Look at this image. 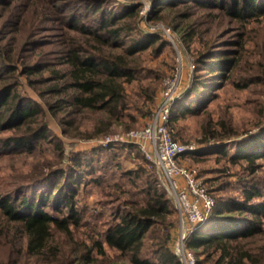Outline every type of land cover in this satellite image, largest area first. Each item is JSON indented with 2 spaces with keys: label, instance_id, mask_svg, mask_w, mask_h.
I'll return each mask as SVG.
<instances>
[{
  "label": "trees",
  "instance_id": "trees-1",
  "mask_svg": "<svg viewBox=\"0 0 264 264\" xmlns=\"http://www.w3.org/2000/svg\"><path fill=\"white\" fill-rule=\"evenodd\" d=\"M63 1L69 3L66 7L77 3L85 9L82 14L65 18L67 30L77 38L60 42L56 64L39 60L22 68V75L38 77L28 81L32 84L41 83L44 71L51 74L54 85L50 92L56 98L47 103L45 109L31 99L32 102H28L18 82L11 80L17 71L15 62L0 50V135L5 133L0 138V148L31 151L41 143H48L61 159L63 148L57 136L50 132L48 113L56 119L64 135H86L87 138L110 133L116 125L130 129L131 122L135 121L132 109L149 117V107L154 103L159 86L158 78L156 83L147 84L136 102L124 87L141 71L135 56L148 49L158 53L166 44L158 33L142 32L139 23L143 19L162 22L179 32L187 46L200 45L194 56V81L181 97L185 105L180 106L179 111L199 110L200 106L191 108L192 104H199L197 100L188 101L196 95L206 99L212 81L230 80L235 87L243 89L253 84L264 86V32L256 38L257 60L247 63L242 60L241 52L244 51V33H235L226 44L210 38L216 29H205L203 35L209 33L210 36L202 37V26L194 21L195 13L191 11L193 8L214 11L207 15L243 24L264 17V0H150L152 9L146 19L139 15L137 5L121 12L104 13L105 0ZM7 79L11 81L2 84ZM174 106L168 128L172 140L177 142L172 131ZM88 116L92 129L82 132V122L76 117ZM218 124L228 137L238 135L228 120ZM257 125L255 134L213 148L216 150L212 153L227 157L233 165H241L243 174L237 176L238 193L218 196L206 223L190 236L187 248L195 253L197 264H264V124ZM202 131L206 135L199 143L204 144L209 136L208 122L202 126ZM230 144L235 148L231 155L226 150ZM122 147L133 150L143 160L131 144ZM96 153L98 151L93 155ZM191 154L205 155L201 150ZM82 155L75 156L64 168L51 170L49 178L53 182L47 187L37 188L35 179L24 180L25 184L20 180L12 190L0 194V212L11 225L3 233L8 244L16 246L21 240L20 256L35 264H90L95 259L94 253L102 255L104 247L115 252L116 259L128 264H183L170 246L171 229L177 225L174 205L153 172L142 166L129 172L134 180L142 179L138 198L118 204V212H112L102 233L88 234L85 241L70 239L72 230L82 225V210L76 208L74 200L79 185L102 180L94 174L93 161ZM97 165L104 167L103 163ZM226 172L227 169L219 171L222 176ZM215 185L217 191L230 187L225 181ZM58 235L68 236L69 249L59 245Z\"/></svg>",
  "mask_w": 264,
  "mask_h": 264
},
{
  "label": "rangeland",
  "instance_id": "rangeland-1",
  "mask_svg": "<svg viewBox=\"0 0 264 264\" xmlns=\"http://www.w3.org/2000/svg\"><path fill=\"white\" fill-rule=\"evenodd\" d=\"M105 2L104 13L121 12L127 7L137 5L140 6L139 15L146 19L152 9L150 0H105ZM67 4L69 3L63 0H0V50L15 62L17 68L11 80L18 82V88L28 98V102L33 101L43 109L46 108L47 103L53 102L56 98L50 92L54 85L51 74L48 70L44 71L41 83L32 84L28 81L38 79V77L22 75V68L39 60L56 64V56L61 46L60 42H70L77 38L67 30L65 18L75 13L82 14L85 9L83 5L77 3H73L69 7H66ZM55 5L59 7L55 8ZM191 11L195 13L194 21L202 26V37L210 36L209 33L203 35L205 29L209 31L216 29L210 38L226 44L230 37L236 36L235 33L242 32L244 33L242 60L247 63L257 60L256 55L259 53V48L256 45V38L264 32V17L241 24L234 20H227L222 17L212 18L207 15V12L214 11L196 8L191 9ZM87 19L90 20L91 17L89 16ZM139 27L147 35L158 33L160 38L166 42L158 53H154L153 49L138 53L135 56V61L140 66L141 71L133 81L124 84L126 93L131 97V100L136 102L138 94L147 84L157 81L158 78L159 86L154 103L149 107L151 111L149 117L141 116V113L132 109L131 114L135 121L131 122L130 129L124 130L121 126L116 125L110 133L87 138L86 135L83 137L64 135L61 126L57 125L56 119L48 113L46 118L50 125V132L57 136L63 148L61 159L57 157L54 146L48 143H41L31 151H25L24 148L14 149L10 147V151L5 147L0 148V194L12 190L17 183H20V180L25 184L24 180L35 179L38 182L36 185H39L37 188L47 187L53 182L49 178L50 171L64 168L75 156L83 154L84 159L93 161L94 174L101 176L102 180L98 183H91L85 179L87 182L78 187L74 200L76 208L82 210V225L78 229L72 230V237L70 238L78 242L87 240L88 234L102 233L111 220L112 212H118V204L138 198L139 189L143 185L142 179L134 180L129 172H134L139 166H142L146 171L153 172L160 183V176L156 167L148 163L141 154L144 161L139 155H135L133 150L122 147V144L104 145L103 139L108 136H120L130 130L144 128L151 119L156 103L160 99L164 80L174 73L179 74V86L177 98L173 104V106L175 105L173 109L175 118L172 121V131L176 135L178 143L195 146L196 151L204 152L205 155L202 156L187 155L183 164L196 170L199 178L215 200L221 195L238 193L236 192V190L238 191L236 189L237 176L243 174V169L241 165H233L228 162L227 157L212 153L213 150H216L213 148L217 145L229 144L247 138L256 133L257 123L263 122L264 124V86L261 84H253L243 89L235 87L230 80L212 81L206 99L202 100L196 95L188 101L190 103L197 100L199 104H192L191 108L200 106L199 110L193 113L179 111V107L185 105V102H181L180 99L190 89L194 81V56L200 45L192 43L187 46L181 39L179 32L168 28L162 22H148L143 19L139 23ZM115 52L117 53L119 50ZM11 80L2 81V84L7 85ZM35 81L39 82V80ZM81 118L76 117V120L82 122L81 131L91 130L92 126L88 121L89 116ZM126 120L129 121L128 118ZM222 120H228L238 135L228 137L218 124ZM206 122H208L209 136H206L207 143L201 144L199 142L204 140L206 135L202 131V126ZM4 136L5 133L1 134L0 138ZM102 149L104 151L100 152L99 150ZM226 150L230 155L235 152L232 144L227 145ZM94 151H98V153L93 155ZM97 163H103L104 167L98 168ZM223 169L228 170L225 176L219 173ZM213 179L215 181H212ZM222 181L229 182L230 187L224 191H217L215 184ZM33 188L36 187L31 189ZM165 194L170 200L166 191ZM174 217L177 218L176 213ZM8 227L11 225L6 222L0 212V264H35V262L26 261L20 256L21 240L17 241L16 246H13L8 244L7 238L4 239L3 233ZM177 232L178 221L177 225L171 229L170 246L173 251L178 242ZM67 237L62 235L56 237L60 241L59 245L66 250L70 248V239ZM116 255L115 252L104 247L102 255L94 253L95 259L90 264H128L123 259H116Z\"/></svg>",
  "mask_w": 264,
  "mask_h": 264
},
{
  "label": "built area",
  "instance_id": "built-area-1",
  "mask_svg": "<svg viewBox=\"0 0 264 264\" xmlns=\"http://www.w3.org/2000/svg\"><path fill=\"white\" fill-rule=\"evenodd\" d=\"M178 75L174 73L164 80L160 99L144 128L130 130L120 136H108L103 139V143L131 144L148 163L156 167L160 184L172 201L177 215L178 242L173 252L183 264H197L194 252L187 248V242L211 214L215 198L196 170L183 164L186 156L197 148L180 144L171 138L168 124L171 108L177 98Z\"/></svg>",
  "mask_w": 264,
  "mask_h": 264
}]
</instances>
